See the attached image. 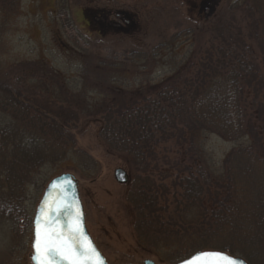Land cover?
I'll return each instance as SVG.
<instances>
[{
	"label": "trees",
	"instance_id": "16d2710c",
	"mask_svg": "<svg viewBox=\"0 0 264 264\" xmlns=\"http://www.w3.org/2000/svg\"><path fill=\"white\" fill-rule=\"evenodd\" d=\"M222 1L196 3L202 16ZM190 34L191 61L166 80L118 89L115 72L97 67L90 75L81 73L92 75V86L84 79L81 89L120 101L99 105L98 134L129 164L128 201L142 246L153 249L162 264L204 251L264 264V0H240ZM164 48L157 46L155 52ZM70 97L63 95L66 104L57 112L5 98L9 114L0 121V221L17 225L27 219L20 206L25 190L30 184L43 189L37 177L41 169L69 157L75 145L71 132L79 122ZM195 134L247 143L228 154L220 176L201 155L200 164L187 167L171 189L160 178L168 163L160 150ZM77 154L94 166L88 155Z\"/></svg>",
	"mask_w": 264,
	"mask_h": 264
},
{
	"label": "rangeland",
	"instance_id": "374dc122",
	"mask_svg": "<svg viewBox=\"0 0 264 264\" xmlns=\"http://www.w3.org/2000/svg\"><path fill=\"white\" fill-rule=\"evenodd\" d=\"M1 1L0 121L9 114L4 112L6 97L11 102L23 100L35 110L46 107L57 112L66 104V93L74 97L71 111L78 112L79 122L71 132L75 145L69 157L43 167L37 176L43 189L28 184L26 196L20 199L28 218L17 225L0 221V264H32L36 209L47 184L64 173L78 183L86 227L109 264H162L157 253L137 239L128 201L129 179L121 184L115 177L119 170L129 176V164L99 138V105L108 101L115 106L120 101L82 90L87 85L84 79L92 86V75L81 73L110 69L118 89L139 88L147 80L158 84L191 61L195 45L190 30L240 0H223L215 10L211 5L204 16L196 0ZM161 45L166 48L155 52ZM246 143L226 142L211 134L189 135L185 142L160 150L168 160L160 178L174 189L176 178L187 167L199 165L201 155L218 177L228 154ZM77 151L88 155L94 166ZM154 178L160 182L159 176Z\"/></svg>",
	"mask_w": 264,
	"mask_h": 264
},
{
	"label": "snow or ice",
	"instance_id": "6c2138e0",
	"mask_svg": "<svg viewBox=\"0 0 264 264\" xmlns=\"http://www.w3.org/2000/svg\"><path fill=\"white\" fill-rule=\"evenodd\" d=\"M63 211L68 212L71 224L65 230L57 223L56 214L41 213L36 221L34 259L37 264H103L99 252L81 226L82 213L78 202L65 203ZM211 257L212 260H203ZM242 264L233 257L219 252H205L187 264Z\"/></svg>",
	"mask_w": 264,
	"mask_h": 264
},
{
	"label": "water",
	"instance_id": "95a60500",
	"mask_svg": "<svg viewBox=\"0 0 264 264\" xmlns=\"http://www.w3.org/2000/svg\"><path fill=\"white\" fill-rule=\"evenodd\" d=\"M118 182L121 184H126L128 182V176L126 173L122 170H119L116 172L115 175ZM75 198V202H78V207L82 213V221L81 226L85 233L87 234L88 238L92 242V244L95 246L97 251L100 254V257L102 258L103 264H108L105 257L102 255V253L98 250L96 247L92 237L88 233L86 223H85V213L84 208L80 199L79 189H78V183L75 180V178L69 174H62L53 180L50 181L47 188L45 189L44 195L37 207L35 217L33 220V243H32V250L33 255L31 258L32 264H37L36 260L33 258L35 255L34 252V241H35V229H36V221L38 219H41V213L44 212L45 214L49 213H55L56 214V220L57 223L61 226L62 229H67L71 224V219L68 212L63 211V205L65 203L73 202V199ZM205 252H219V251H204V252H198L191 256L190 258L178 263V264H187L188 261H192L195 257L199 256L201 253ZM226 256L233 257L234 259L238 260L239 262H242V264H249L244 259L240 257L232 256L226 252H219ZM211 257H203V260H212ZM144 264H156L153 261H146ZM197 264H201V262H197Z\"/></svg>",
	"mask_w": 264,
	"mask_h": 264
},
{
	"label": "flooded vegetation",
	"instance_id": "af4514ba",
	"mask_svg": "<svg viewBox=\"0 0 264 264\" xmlns=\"http://www.w3.org/2000/svg\"><path fill=\"white\" fill-rule=\"evenodd\" d=\"M0 1H1V0H0ZM1 2H2V1H1ZM1 2H0V3H1ZM84 18H87V17L84 15ZM88 20H89L90 23H93V19H92L90 16H89Z\"/></svg>",
	"mask_w": 264,
	"mask_h": 264
}]
</instances>
